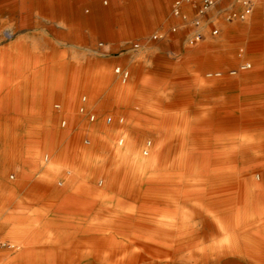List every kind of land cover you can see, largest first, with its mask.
<instances>
[{
	"label": "crops",
	"instance_id": "1",
	"mask_svg": "<svg viewBox=\"0 0 264 264\" xmlns=\"http://www.w3.org/2000/svg\"><path fill=\"white\" fill-rule=\"evenodd\" d=\"M7 2L0 4V20L5 25L16 20L21 27H24L32 21L33 12L52 21L72 23L75 15L57 14L59 10L66 8L83 12L85 7L92 6L96 11V19L101 21L104 16L96 0H7ZM151 2L149 7L140 8L139 19L131 21L120 18L121 12L116 5L110 8L104 24H101L103 36L98 39L103 46L98 51L94 49L95 21L91 22L87 18H83L86 26H76L77 30H81L78 39L59 37L56 32H67L59 26L54 27L56 31L54 33L48 29L46 34L38 32L47 36L51 43L48 47H39L43 39L32 33L26 34L25 31L24 35L27 38L23 57H14L13 64L16 59H22L28 63V70L33 71L32 75L30 74L32 77L37 71L44 77L49 75L50 83H56L54 78L59 76L57 69L62 61L84 60L86 61L84 65L93 64L94 58L105 61H134L142 56L143 51L138 47L127 49L126 46L139 42L146 45L145 47L150 49L149 55L154 57V75L150 78L154 82V100L160 101L161 107L167 106L165 109L172 112L173 116L167 119L168 125L172 126V123L179 126L188 125L192 121V115L198 116L207 106V101L202 96L206 88L201 87L202 78H205L210 71L221 69L224 58L221 51L217 52L219 48L216 46V37L208 38L203 33L205 28L190 27L184 15L186 11L183 4L178 5L174 10L171 9L167 0ZM28 10L31 14H23ZM137 10L132 7L128 11ZM129 17L134 18L131 13ZM24 20H26L25 24ZM240 30L241 35H248L246 28ZM195 32H197L198 42L192 45L191 38ZM152 33L154 36H151ZM75 34L78 35L77 32ZM12 37L13 35L8 31L1 35L6 43L7 38L12 39ZM36 44L39 46L37 47ZM246 45V42L242 43V46ZM247 46L248 56L245 59L263 58L264 60V50L259 51L253 44ZM9 52V48L0 51L2 55L0 99L3 93L7 94L6 98L0 100V185L3 180L1 175L7 172L12 173V177L6 184L8 186L6 194L0 197V248H94V205L96 201H103L98 194L102 184L97 185L91 177L93 176L91 173L94 174L95 170L94 139L90 135L78 133V129L69 131L66 127H55L54 132L51 133V139L59 143V149L54 151L53 159L59 166L66 163L76 170L79 179L76 178L75 183L68 180L64 184H51L45 176L48 173L47 166L35 163L33 154L35 155L34 151H40L41 144L45 141L48 123L56 126L65 118L67 122L78 118L83 120L82 124H86L89 113H80L79 109L87 106V99L99 97L103 93L101 98L103 102L97 109L100 110L103 107L109 109L112 104V95L116 90L114 87L95 90L94 87H38L33 84H28L26 87H11L13 80L11 68L15 65L10 62ZM241 62L238 61V63ZM48 65H53L55 68L47 71ZM118 66H122L124 70V65ZM96 67L100 75V84L102 82L105 84L106 74L104 73L107 66L98 63ZM132 73L137 83L138 76ZM257 75L259 74H241L240 77L249 80ZM5 88L7 90L4 91ZM220 88L221 94L228 89ZM260 98L264 100V93ZM213 104L214 102L210 103V105ZM251 106L256 110H264V101L261 106ZM114 108L120 110L119 107ZM208 112L203 115V120L192 122L199 127L198 130L206 126L213 127L212 130H215V127L222 126L228 119L223 109L214 108ZM261 115V117H254V120L261 121L264 125V111ZM158 118L162 119V117ZM79 141L84 142V149H82L84 153L82 159H75L73 155L66 154L67 147L70 143L77 147L80 145ZM87 141L89 143H86ZM15 143L19 147L14 149ZM63 174L70 176L71 171L65 170ZM51 176L54 175L51 173ZM108 192L111 191L108 189ZM132 197L128 201L137 199L135 196ZM112 200H120V196L116 193L112 196ZM48 205L53 206L51 212H38L43 208L46 210ZM55 223L57 226L62 224L64 227H55ZM52 229L53 233L60 232L61 235L58 240L45 242L44 233ZM12 240H17L18 244L14 245Z\"/></svg>",
	"mask_w": 264,
	"mask_h": 264
},
{
	"label": "bare ground",
	"instance_id": "2",
	"mask_svg": "<svg viewBox=\"0 0 264 264\" xmlns=\"http://www.w3.org/2000/svg\"><path fill=\"white\" fill-rule=\"evenodd\" d=\"M6 3L7 0L0 2ZM122 71V66L114 69L116 74ZM259 110L254 114L261 117L264 110ZM244 113L248 119L249 107ZM232 114H226L228 119L215 130L209 126L198 130L192 122L184 125L182 132L188 134L179 137V149L184 150L174 155L170 142L176 129L167 120H154L161 135L157 136L154 129L152 150L127 144V138L118 139V146L126 143L120 150V170L127 165L129 179L136 166L134 178L154 181V191L140 192L150 194V200L96 201L95 213H117L119 219L107 224L115 231L94 224V248L17 249L18 253L6 264H264V125L247 119L235 123L230 121ZM107 122L111 123L112 118ZM50 124L41 144L47 153H53L58 142L51 139ZM65 124L62 122V126ZM255 129L262 131L253 135L251 131ZM110 130L117 132L116 127ZM108 138L116 139L110 134ZM163 141L168 143L164 156L160 152ZM18 147L15 143L14 149ZM150 151V158H146ZM65 170L57 176L52 170L43 175L51 184H64L71 176L63 174ZM9 174L1 175L0 197L8 187L6 180L12 177ZM118 177L112 176L108 184L118 182ZM72 179L76 181V177ZM114 185L112 193L131 194L129 183L121 188ZM132 195L136 197L135 191ZM50 231L44 233L45 242L58 240L61 235Z\"/></svg>",
	"mask_w": 264,
	"mask_h": 264
},
{
	"label": "rangeland",
	"instance_id": "3",
	"mask_svg": "<svg viewBox=\"0 0 264 264\" xmlns=\"http://www.w3.org/2000/svg\"><path fill=\"white\" fill-rule=\"evenodd\" d=\"M96 1L100 4V9L104 14L101 21L95 18L96 11L92 6L85 7L83 12L70 8L59 10L57 12V14L63 16L75 15L76 17L72 23H63L60 20L52 21L46 17L38 15L37 12H33L32 21L27 23L24 27H21L16 20H12L8 25H5L0 20V51L9 48L10 62L12 63V65H15L11 68V72L13 73L11 87H26V85L28 84H33L34 86L37 85L38 87H94L95 90H100L107 87L115 88L116 92L112 95L111 108L105 109L103 107L100 108V110L97 109L103 102L101 99L103 93L100 94L99 97L96 96L93 99H87L88 104L85 107L86 110L84 111V113H89V115L86 119V124H82V119L73 118L70 122H67L66 126H62V122L64 120L67 121V119L65 118L61 122V124H57L56 126H53L52 123H49L50 134L54 132L55 127H66V129H68L69 131H75L76 129H78V133H82L85 136L90 135L92 136V138L95 137V140H93V145L95 147L96 153L94 159L95 175L91 173V175L93 176H89L94 179L97 185L102 184V189L98 190V194H100L101 196L100 200L111 202H125L130 200L131 196H134L132 194L135 191V198H137L136 200L149 201L150 194L144 195L143 193L140 195V192L141 190L154 191V181L146 180L145 182H142L141 178H134V171L137 168L136 166L133 168V175L129 179H126L127 165L123 166L120 170L122 159V157H120V150L125 149L126 143L133 146L136 145L138 149H146L148 147L152 150V148H154V129L156 130L153 122L154 120L159 119L158 117L156 118V116L160 115V117H162V119L160 120L162 121H165L169 117L173 116L170 110L165 109L167 106L161 107V102L154 100V82H152V80L150 79L152 75H154V57L149 55L150 49H147L145 47L146 45H143L139 42L133 43L132 45H127V49H130L131 47H138L139 50L143 51L142 56L138 59H135L134 61H105L104 59L94 58L93 64L87 65H84L86 63V61L84 60H70L68 62L62 61L60 67L57 69L59 71V76L58 78H54L56 79V83H50L49 80L51 77H49V75H47V77H44L42 74L39 75V72L37 71L36 74H34L35 76L32 77L31 75L33 71L28 70V63L22 61V59H16L15 64H13L12 59L14 57H23L22 55L25 51L27 38V36L24 35L25 31L26 34L32 33V35L34 34V36L43 39V41H41L40 43V46L36 44L37 47H48L51 45V43L45 35L47 33V29L54 33L56 32L54 31V27L59 26L67 30V32H56L59 37L78 39V37H80L79 33H81V30H77L76 26L84 25L85 20L83 18H87V20L89 19V21L91 22L95 21L94 49L98 51L103 46V43L99 41V39L103 36V26H101V24H104L110 8H114V5H116V8L121 12L120 18L125 21H131L134 19H139L140 8H147L152 3V0ZM167 1L168 3H170L171 9L175 10L177 7L176 3L181 0ZM246 1L247 0H218L211 8L207 10H204L202 8V1H197L196 3L181 2V4L184 5L186 11L184 12V15L187 17L190 27H199L201 29L205 28V31H203V33L208 38L216 37V46L219 48L217 52L219 53V51H221L224 58V65L221 69L210 71L207 73L205 78H202L201 87H206L204 89L205 93H203L202 96L204 97L203 99L207 101V106L198 116L193 117L192 115V121L190 122L201 121L204 119L203 115L205 114V112L211 111V109L214 108H220L223 109L224 114L231 115L233 113L232 116H229L231 118L230 121L236 120L235 123H237L239 121L247 119L244 116V111L247 107H249L251 111L250 117H252H249L247 120L253 122L255 121L253 118L257 116L254 114L256 112V109L252 108L251 105L261 106L264 101L260 98L264 93V60L263 58L248 60L245 58H247L248 56V53L246 51V49H248L247 45L253 44L258 48L259 51L264 50V0H251L253 2V11L248 15H246L247 6L244 5V2ZM132 7H135L138 10L133 12L128 11ZM47 13L49 14L50 12ZM130 13L134 18L129 17ZM23 14H31V11L28 10L27 12H23ZM234 15H237V17H234ZM243 15L244 18L242 19L241 16ZM84 26H86V24ZM241 28H246L248 35H241ZM5 31H8V33L10 32V34L13 35L12 39L7 38V43L5 39L2 40L1 38V35H3ZM215 31H218V33L215 34ZM38 32H43L45 34H38ZM75 32H77L78 35L75 34ZM151 36H154V33H152ZM191 42L192 45L198 42L197 32L193 33ZM245 42L247 43V48L246 46H242V43ZM150 46H152V44H150ZM1 56L2 55L0 53V58ZM238 61L242 62L238 63ZM98 63H102L107 66L105 84H100V75L96 67ZM118 65H124V70L120 74H116L114 72V69ZM46 68L47 71H51L55 68V66L48 65ZM66 70H68V72ZM70 70L71 72H69ZM132 72H134L138 76L136 80L137 83L135 82ZM252 73H257L259 75L249 80L240 77L241 74ZM220 87H225L228 89L226 92L221 94ZM3 90L5 91L7 90V88ZM6 95V93H3V97L1 99L6 98ZM213 102L214 104L210 105V103ZM114 107H119L120 110L118 111ZM233 107H235V111L230 112V108ZM79 112L81 113V109H79ZM92 112H94V121H91L90 118V114ZM109 118H112L111 123L107 122ZM143 123L145 126L142 125ZM142 126L144 132L142 131ZM112 127H116L117 132H112L110 130ZM172 127L176 129L170 142L172 146L170 150H172V155H174L178 153L177 150H179L180 152L181 150H184V147H180L179 149V137L187 136L188 133L184 134V132H182L184 126H179L178 124L173 125L172 123ZM261 131L262 129H255L254 131L252 130L251 133L255 135L256 133ZM144 133L146 134V136ZM108 134H110V136L112 135L116 137V139L109 140ZM156 135L160 136L161 134L156 130ZM120 138H122L123 140L127 138V142L124 143L123 146H118V139ZM58 144L59 143L56 142V146L53 151H57L59 149ZM79 144V146L74 147V145L70 143V145L67 147L68 150L66 154H69L71 156L73 155V158L75 159H82L84 153V150H82L84 149V142L79 141ZM161 145L162 150L160 152L164 156V150L168 149V143L163 141ZM34 152V162L46 165L48 171L52 170L53 173L56 174V176L57 174L61 175V172L63 170L69 169L71 171V176L69 177L70 181L74 182L72 179L73 177L79 179V175L76 174V170L74 168H70L68 164H63L61 166L58 165L57 161L53 159L54 152H44V149L42 147L40 148V151ZM150 156L151 151L150 154L145 157L150 158ZM48 157L49 160L47 161ZM9 175H12V173H10ZM114 175L119 176L118 182L109 185L108 180L110 181V179ZM103 180L105 182H103ZM8 181L9 178L8 180H6L5 184H8ZM128 183V191L130 190L131 194L125 193L123 191H118L117 195L120 196V200H112V196L116 194L112 193V191L114 190H112L111 187L115 186L114 184H116V186L119 185L121 188V186L125 187ZM108 189L111 192H108ZM6 191L7 189L1 194V197L6 194ZM52 208V205L46 206V210H44L43 208L38 212L48 213L49 211H52ZM116 217H119L117 213H112L111 215L95 213L94 224L100 223L101 225H103L102 228L110 231H115V229L107 227V224L114 222V220L118 221L119 218ZM50 232H53V229ZM55 233L60 234V232ZM12 241L14 245L18 244L17 240ZM17 249L86 248H0V264H6L7 262H9L16 255V253H18Z\"/></svg>",
	"mask_w": 264,
	"mask_h": 264
},
{
	"label": "built area",
	"instance_id": "4",
	"mask_svg": "<svg viewBox=\"0 0 264 264\" xmlns=\"http://www.w3.org/2000/svg\"><path fill=\"white\" fill-rule=\"evenodd\" d=\"M197 1H202L203 2V9L204 10H207L209 8H211L218 0H181V1H178L176 3V5H180L181 2H189V3H196ZM253 2L251 0H247L246 2H244V5L247 6V9H246V15L248 14H251V12L253 11ZM234 17H237V15H234ZM241 18L243 19L244 18V15L241 16ZM218 31H215L214 33L217 34ZM86 110L85 107H82L81 108V112H84ZM90 118L92 120H94V112H92L90 114ZM67 122L66 120L63 121V124Z\"/></svg>",
	"mask_w": 264,
	"mask_h": 264
}]
</instances>
